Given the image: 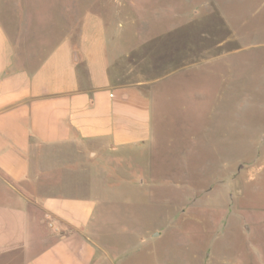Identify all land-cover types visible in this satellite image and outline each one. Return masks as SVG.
Masks as SVG:
<instances>
[{
    "label": "crops",
    "instance_id": "obj_1",
    "mask_svg": "<svg viewBox=\"0 0 264 264\" xmlns=\"http://www.w3.org/2000/svg\"><path fill=\"white\" fill-rule=\"evenodd\" d=\"M78 2L0 0V264H162L151 247L156 230L119 222L123 212L108 206L107 199L136 183L151 188V170L136 174L138 163L127 156L144 150L151 155L157 136V142L168 139L155 132L153 115L158 108L165 127L159 130L167 131L168 120L179 112L174 94L193 99V105L200 99L195 90L184 88L185 74L207 62L229 70L235 63L233 54L247 55V50L260 45L238 50V33L231 40L232 32L219 30L211 45L213 55L206 61L173 68L171 57L180 53L172 52L171 36L164 37V44L169 41L164 55L151 54L139 45L134 31L121 29L118 12L104 13L103 1L82 0V12L73 15ZM260 27L255 35L264 34V25ZM206 50L199 52L206 56ZM260 63L255 65L264 75V62ZM218 72H213L215 77ZM230 82L222 92H214L219 112L213 128L225 153L237 147L230 139V109L226 111L236 94ZM259 112L263 123L264 103ZM186 129V124L180 127L182 132ZM193 130L190 134L195 133L199 142L206 129L199 124L197 128L195 121ZM259 132L261 144H256V137L244 145L248 159L221 156L229 179L237 178L239 163H249L246 171L254 163L263 165L264 129ZM172 144L171 138L166 146ZM150 165L147 161L145 167L149 170ZM180 177L182 191L197 189L204 195L212 190L199 174L196 182L189 174ZM246 208L247 250L260 261L264 202ZM252 215L263 219L259 244L252 242ZM226 250L215 243L201 253L188 252L185 246L181 262L210 264L224 258Z\"/></svg>",
    "mask_w": 264,
    "mask_h": 264
},
{
    "label": "rangeland",
    "instance_id": "obj_2",
    "mask_svg": "<svg viewBox=\"0 0 264 264\" xmlns=\"http://www.w3.org/2000/svg\"><path fill=\"white\" fill-rule=\"evenodd\" d=\"M80 1L82 0H76L78 5H73V15H76V11L82 12L83 3L80 4ZM102 1L104 13L109 15L118 12L121 29L134 31L137 41L141 42L139 45L146 46L151 54L164 55L169 47V41L168 45L164 44V37L171 36L172 52L180 53V56L177 54L175 58L171 57L173 68L200 63L203 58L206 61L207 55H213L211 45L219 30L229 35L232 32V36H229L231 40L238 33V50L240 46L260 45L247 50V55L246 51L233 54L232 61L235 63H232L229 70H223L227 68L222 65L211 67L207 62L203 67L185 74L184 88L189 86L201 97L199 100L196 98V103H199L194 106L193 99L174 94L172 97L179 108L175 110L179 112H174L172 120H168L170 128L167 131L159 130L160 127H165L158 116V97L154 99L153 104L155 107L157 105V109L153 115V127L156 133L159 132L164 135L165 140L166 137L168 139L157 142V136L150 146L151 155L144 150L127 156L138 163L134 165L136 174L142 176L146 170H151L154 176L151 188L146 183H136L130 190L123 189L118 197H109L107 205L123 212L118 214L119 222L139 223L140 230H156L158 236L151 239V247L157 254V263L172 260L175 264H183L181 258L186 254L185 246H188V252L194 249V252L201 253L215 243V246L227 250L224 258L214 259L210 264H264V258L256 261L249 255L247 247L250 244H246L244 235L246 207L264 202V163H254L247 171L249 163H239L242 168L237 178L229 179L224 174L221 159V156H225L232 160L234 157L246 160L248 154L244 145H250L256 137V144H261L259 137L262 135L259 130L264 129V122L261 119L262 110L259 114L257 112L264 103V75L261 73V66L255 64L264 62V48L261 46L264 34H260V26L264 25V0H100V3ZM209 1L214 4L207 5ZM202 3L206 5L203 7ZM197 10L200 14L196 16L194 13ZM255 30H260L258 35L254 34ZM205 49L206 56H202L199 51ZM250 63L254 65L248 66ZM214 69L219 71V76H214ZM230 79L236 94L231 96V108L228 106L226 111L230 109L233 126L230 139L232 142L235 140L237 147L236 150L230 149L225 153L224 143L222 142L221 147V139L215 138L217 133L213 128L214 121L218 118L215 117V112H219L214 92L215 89L222 92L228 87ZM261 91L263 92L259 93ZM224 104L222 102L221 105ZM195 121L197 128L199 124L206 129V132L199 135V142L195 133L190 134ZM183 124L187 125L184 132L180 130ZM243 129L246 131H242ZM171 138L173 144L168 147L166 143ZM147 161L151 164L149 170L145 167ZM182 173L191 175L194 182L199 174L212 190L204 195L197 189L190 193L180 190ZM262 220L258 215L249 217V221L254 224V244L262 241Z\"/></svg>",
    "mask_w": 264,
    "mask_h": 264
}]
</instances>
